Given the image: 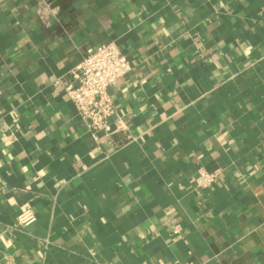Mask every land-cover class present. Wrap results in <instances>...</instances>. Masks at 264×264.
I'll return each instance as SVG.
<instances>
[{
  "label": "crops",
  "instance_id": "1",
  "mask_svg": "<svg viewBox=\"0 0 264 264\" xmlns=\"http://www.w3.org/2000/svg\"><path fill=\"white\" fill-rule=\"evenodd\" d=\"M105 42L110 135L62 86ZM184 262L264 264V0H0V264Z\"/></svg>",
  "mask_w": 264,
  "mask_h": 264
},
{
  "label": "built area",
  "instance_id": "2",
  "mask_svg": "<svg viewBox=\"0 0 264 264\" xmlns=\"http://www.w3.org/2000/svg\"><path fill=\"white\" fill-rule=\"evenodd\" d=\"M131 69L129 58L117 44L105 42L88 49L84 57L69 70L68 78L62 85L63 90L93 133H113L109 117L114 112V105L109 87ZM217 174L216 169L209 171L200 167L194 177V185L208 188L215 182ZM35 219L34 211L25 208L17 214L15 228L28 226ZM178 231L179 227L174 226L173 232Z\"/></svg>",
  "mask_w": 264,
  "mask_h": 264
}]
</instances>
